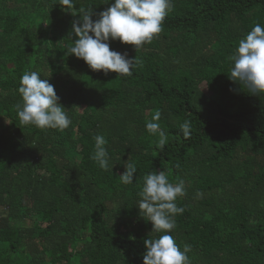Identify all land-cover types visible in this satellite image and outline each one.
<instances>
[{
    "label": "trees",
    "instance_id": "16d2710c",
    "mask_svg": "<svg viewBox=\"0 0 264 264\" xmlns=\"http://www.w3.org/2000/svg\"><path fill=\"white\" fill-rule=\"evenodd\" d=\"M74 2L95 20L114 0ZM173 3L138 52L110 41L140 61L118 78L67 55L78 17L60 0H0V264H143L153 226L137 192L153 170L186 182L171 234L191 247V264H264V94L229 78L239 40L264 26V0ZM37 70L69 110L68 129L20 123V79ZM157 114L163 149L145 128ZM95 135L106 138L108 170L91 159ZM127 162L132 185L119 177Z\"/></svg>",
    "mask_w": 264,
    "mask_h": 264
},
{
    "label": "clouds",
    "instance_id": "9594fccd",
    "mask_svg": "<svg viewBox=\"0 0 264 264\" xmlns=\"http://www.w3.org/2000/svg\"><path fill=\"white\" fill-rule=\"evenodd\" d=\"M60 7L66 14L78 17L72 22V33L77 39L71 40L67 55L83 60L93 71H103L105 75L116 73L120 78L131 75L140 61L137 57L129 58L111 50L110 41L132 45L138 52L162 32L174 3L173 0H114L110 7L98 13L95 20L93 17L97 14L93 7L77 10L74 0H60ZM231 59L230 80L241 85L242 89L247 88L251 95L264 94V26L255 24L239 40ZM18 92L22 103L17 105V115L22 125L63 131L73 124L69 110L60 103L55 86L49 78L42 77L41 71L22 75ZM159 120L160 116L155 115L146 121L145 128L150 135L157 137V147L163 149L168 137ZM180 129L188 138L191 121L185 120ZM93 139L91 159L100 169L108 170L110 157L106 138L95 135ZM124 167L126 170L119 176L120 180L125 185H132L137 169L130 162ZM185 195L186 182L182 178L173 182L165 171L155 170L144 176L143 187L137 192V208L140 216L152 224L153 232L144 240L143 264H191V247L185 244L181 249L171 234L177 226L176 216L184 212L177 200ZM197 196L203 194L197 193ZM154 233L159 235L154 236Z\"/></svg>",
    "mask_w": 264,
    "mask_h": 264
},
{
    "label": "rangeland",
    "instance_id": "374dc122",
    "mask_svg": "<svg viewBox=\"0 0 264 264\" xmlns=\"http://www.w3.org/2000/svg\"><path fill=\"white\" fill-rule=\"evenodd\" d=\"M202 89H203L206 93H208V90H207V86H206V84H203V85H202Z\"/></svg>",
    "mask_w": 264,
    "mask_h": 264
}]
</instances>
